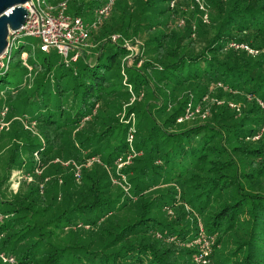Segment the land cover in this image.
I'll use <instances>...</instances> for the list:
<instances>
[{
	"label": "trees",
	"instance_id": "trees-1",
	"mask_svg": "<svg viewBox=\"0 0 264 264\" xmlns=\"http://www.w3.org/2000/svg\"><path fill=\"white\" fill-rule=\"evenodd\" d=\"M203 2L116 0L75 62L24 59L18 38L0 68V117L16 119L0 132V264H196L200 229V264H264V0ZM13 172L28 175L15 192Z\"/></svg>",
	"mask_w": 264,
	"mask_h": 264
},
{
	"label": "built area",
	"instance_id": "built-area-1",
	"mask_svg": "<svg viewBox=\"0 0 264 264\" xmlns=\"http://www.w3.org/2000/svg\"><path fill=\"white\" fill-rule=\"evenodd\" d=\"M68 1L65 0L59 4L57 9L50 6L43 9L42 5H46L45 0H30L25 4L27 20L18 32L9 37L8 49L0 58V68H7L6 63L9 60L11 51L17 48L20 43L18 38H35L40 42L39 50L41 52L48 54L54 50L63 62H72L70 57L73 50L76 49L78 44L87 42L91 35L104 24L110 16L115 0H106L105 4L94 12L91 20L65 15ZM117 40L118 37H111L113 43ZM22 58L25 59L26 55ZM77 58L78 56L74 62ZM27 68L30 70V67ZM189 117V114H187L185 119ZM77 177H79L78 174ZM199 259L200 261L196 264L205 262L203 257ZM4 261L12 262L11 259H4Z\"/></svg>",
	"mask_w": 264,
	"mask_h": 264
},
{
	"label": "rangeland",
	"instance_id": "rangeland-1",
	"mask_svg": "<svg viewBox=\"0 0 264 264\" xmlns=\"http://www.w3.org/2000/svg\"><path fill=\"white\" fill-rule=\"evenodd\" d=\"M192 1L194 3H190V5H191V6H189L190 9L193 8L192 6H197V8L199 10H201V11L204 10V8H205L204 4L205 3L203 2V0H192ZM45 2H46V5H44V4L42 5L43 9H46L47 6H50V4H49L50 0H45ZM114 2H116V0ZM24 42L25 43L27 42L28 44L26 46V49H23L22 55H25L27 50H30L31 51L30 52L31 57L37 56L38 55L37 53H39V51H38L39 43H40L39 40H37L35 38H25ZM128 45L129 44H127V46ZM92 46L93 45L90 42V40H88L87 42L78 44L76 46V49H74L73 53L71 54V57H70L71 61L74 62L76 57L77 56L80 57L83 54V52L87 53L88 49ZM17 51H18L17 48L13 49L12 54L16 55ZM137 55L138 54L133 55V58L128 63V65L134 64L135 56H137ZM139 64L140 63H138L137 67L139 66ZM11 66H13V64ZM206 102H209L207 100V98L201 99L198 102L197 101L188 102L186 105L185 112L187 114H189V116H190L189 119L196 118V119L202 120L204 117H206L208 115V111H209V108H208ZM216 102L217 101L215 99H212V101H210L211 104H215ZM217 103L219 104L220 102H217ZM119 118H120L119 121L120 122L122 121L123 123H127L129 120V118L125 119L123 114H120ZM14 120H16V119L15 118H8V113L6 112V110L3 111V113H1V117H0V132L3 134H6L5 132L10 128V125ZM133 122L135 124L136 119H134ZM8 143H9L8 137L3 136L2 138H0V157L3 156L4 150L6 149ZM63 166L66 167L67 164H63ZM121 169H122L121 165H118L117 170H121ZM77 174L78 173L74 174V178H76V180L79 179V177H77ZM25 178L28 179V175L23 174L21 172H13L11 177H10L9 184H8V190L15 192L19 188L20 183ZM198 237L199 238L196 240H191V242L189 244H187L186 248L196 249V251L202 255L203 260H209V255L211 254V249H212L211 247H213L212 245H214V241L211 238H208V240H204L203 238L205 236L203 235V232L201 231V229L198 233ZM201 255H195V253H194V255L192 256V259H191L193 261V263L199 262L200 261L199 258H202Z\"/></svg>",
	"mask_w": 264,
	"mask_h": 264
},
{
	"label": "water",
	"instance_id": "water-1",
	"mask_svg": "<svg viewBox=\"0 0 264 264\" xmlns=\"http://www.w3.org/2000/svg\"><path fill=\"white\" fill-rule=\"evenodd\" d=\"M30 0H0V58L8 49V39L24 25Z\"/></svg>",
	"mask_w": 264,
	"mask_h": 264
},
{
	"label": "crops",
	"instance_id": "crops-1",
	"mask_svg": "<svg viewBox=\"0 0 264 264\" xmlns=\"http://www.w3.org/2000/svg\"><path fill=\"white\" fill-rule=\"evenodd\" d=\"M87 20H90V19H87Z\"/></svg>",
	"mask_w": 264,
	"mask_h": 264
}]
</instances>
